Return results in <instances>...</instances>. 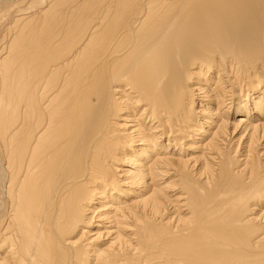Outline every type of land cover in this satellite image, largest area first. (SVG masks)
<instances>
[{
	"label": "bare ground",
	"instance_id": "6f19581e",
	"mask_svg": "<svg viewBox=\"0 0 264 264\" xmlns=\"http://www.w3.org/2000/svg\"><path fill=\"white\" fill-rule=\"evenodd\" d=\"M0 264H264V0H0Z\"/></svg>",
	"mask_w": 264,
	"mask_h": 264
}]
</instances>
